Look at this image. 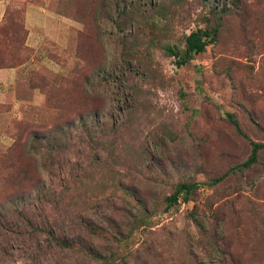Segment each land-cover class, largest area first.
I'll return each instance as SVG.
<instances>
[{"label":"rangeland","instance_id":"obj_1","mask_svg":"<svg viewBox=\"0 0 264 264\" xmlns=\"http://www.w3.org/2000/svg\"><path fill=\"white\" fill-rule=\"evenodd\" d=\"M38 3L77 25L0 142V264H264V150L230 171L264 144V0H0V66Z\"/></svg>","mask_w":264,"mask_h":264},{"label":"crops","instance_id":"obj_2","mask_svg":"<svg viewBox=\"0 0 264 264\" xmlns=\"http://www.w3.org/2000/svg\"><path fill=\"white\" fill-rule=\"evenodd\" d=\"M23 16L28 57L16 66L0 68V109L4 111L0 115L8 116V119H0V142L8 146L12 143L10 127L14 116L21 119L28 106L29 110L33 107L34 112L38 111L47 100L41 88L31 80L33 73H57V69L48 66V61L52 60L48 57L50 49L65 48L68 35L77 25L73 19L61 18L45 4L27 5Z\"/></svg>","mask_w":264,"mask_h":264},{"label":"trees","instance_id":"obj_3","mask_svg":"<svg viewBox=\"0 0 264 264\" xmlns=\"http://www.w3.org/2000/svg\"><path fill=\"white\" fill-rule=\"evenodd\" d=\"M25 35V32H24ZM212 36V31H207V30H201L197 29L195 31H191L188 34L183 36V47L182 49H177L175 47H171L169 45H166L164 47L165 55L167 57H174L177 60V64L181 65L186 63V61L190 60L192 55L199 54L204 51L208 41L210 40ZM26 49V48H24ZM28 57V53L26 50V53L24 55V58L19 61L15 62H7L8 64L4 66H0V68L3 67H12L20 64L23 62L26 58ZM227 120L229 123L233 126L235 131L240 134L242 137L245 138L243 134L240 133L237 123L233 116L231 114L226 115ZM246 139V138H245ZM248 145L250 147V154L247 158L246 161L242 162L239 165L234 166L233 168L230 169V171L235 172V171H240L245 168H249L252 164L256 162V157L257 153L261 150H264V144L262 143H257L254 141L248 140ZM219 180L216 179L215 181ZM213 181V182H215ZM196 185L194 184H181L179 186L175 187L174 192L167 196L165 199L166 205L168 207L173 206L179 202H185L188 200V195L189 193L194 190Z\"/></svg>","mask_w":264,"mask_h":264}]
</instances>
